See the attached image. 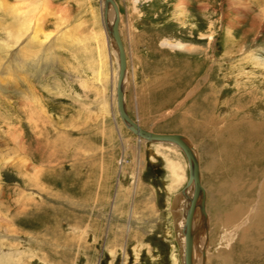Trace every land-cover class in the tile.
I'll return each mask as SVG.
<instances>
[{
  "label": "rangeland",
  "instance_id": "obj_1",
  "mask_svg": "<svg viewBox=\"0 0 264 264\" xmlns=\"http://www.w3.org/2000/svg\"><path fill=\"white\" fill-rule=\"evenodd\" d=\"M115 1L127 52V113L148 130L183 134L198 154L208 216L206 264L262 263L241 252L239 239L253 237L251 227L264 213L258 200L264 175L256 173L264 170V159L257 160L264 153L255 136L264 121V0ZM32 5L36 16L23 18L35 25L22 43L32 66L28 83L0 82V264H182L177 219L187 162L176 146L140 140L118 116L117 55L107 37L98 38L102 0ZM26 6L29 0H0L2 44ZM65 27L74 33L61 36ZM53 34L50 48L63 41L65 49L46 77L34 47L46 52L45 39ZM27 85L35 88L33 101L15 93H28ZM31 113L36 116L29 123ZM211 121L216 132L204 129ZM229 124L242 147L236 157L242 183L235 187L222 184L226 175L213 176L208 150L217 149L215 139L224 138ZM15 130L24 133L22 144ZM215 154L216 163H225ZM216 208L231 217L217 220Z\"/></svg>",
  "mask_w": 264,
  "mask_h": 264
},
{
  "label": "bare ground",
  "instance_id": "obj_2",
  "mask_svg": "<svg viewBox=\"0 0 264 264\" xmlns=\"http://www.w3.org/2000/svg\"><path fill=\"white\" fill-rule=\"evenodd\" d=\"M113 1L115 2L116 6H117V9H118V13H119L118 5H117V3H116L115 0H113ZM32 2H33V0H29L30 6H26V7H28V9H26V7H24L22 13L19 10V12L15 14V16H17L18 20L20 21V25H17V27L14 30H12L13 31L12 33L9 32V31H7V30H6V32L3 33L6 36V38H7L6 39L7 40L6 41L7 43L2 44L1 41H0V65L1 66L2 65H6L7 66V69L6 70H3V71L1 70L0 71L1 72L0 82L1 83H4V85H6L9 80H12L15 85H17L18 82L28 83L27 79H24V77H25V74L28 73V69L31 68L32 66L26 60V58L28 57V52H27L26 45H24V44L22 45V43H24L25 40L27 39L26 32L27 31L33 32L32 29L35 27V25H34L33 21H31V20L30 21H24L23 18L25 16H28V14H31L32 16L34 15V13H35V7L36 6L32 5ZM102 3H103V5H102L101 15H100L101 30H100V33L98 35V38L99 39H102L104 37V41H105V37H107L108 40H109L108 42L111 43V47L113 49L114 55H117V58H115L117 60V63H118L117 64L118 65V67H117V76L114 73V78H113L114 79V85H113V87L115 89L114 92H113V99L115 101L116 108H117L116 87H117L118 74H119V58H118V46H117V44H116V42H115V40L113 38V34H112V23H113V19H114V8H113V5L111 3H109L108 6L105 8L104 0H102ZM12 12H13V10H12ZM35 14H37V13H35ZM34 16H36V15H34ZM24 19H26V18H24ZM39 24H40V22H39ZM119 25H120V13H119L118 31H119V36H120L121 43H122V46H123V49H124L125 60H126V69H125L124 78H123V81H122V84H121V86L123 88V100H124V103H125L124 84H125V80H126V77H127V58H126V55H127L126 53L127 52H126V48H125V46L123 44V38H122L121 33H120ZM40 26H41V24L39 25V28H40ZM1 29H2V27H1ZM40 30L41 29H39L37 31H40ZM1 34H2V32H1ZM32 37H33V39L35 38L34 36H31L30 38H32ZM35 42H36V40H35ZM62 43H63V41H62ZM79 44H81V43H79ZM174 45L177 46V47H179V48H182L184 46L181 43H176ZM38 47H39V45H38ZM100 47H101V49H99V50H101V54H104L105 55L104 48H103V44L102 43L100 44ZM101 68H104L105 69V63L103 65H101ZM11 73H13V77H12ZM14 73L17 74V77L15 79H14ZM13 82H12V84H13ZM9 84H11V83H9ZM29 86H32V85H29ZM27 87H28V85H27ZM17 89H18V86H17ZM34 89H33V87H28V91H29L28 93L27 92H23V91H16L15 93H17L16 94L17 96H20L21 95L22 96L21 98H24V97H27V98L35 97L34 96L35 94H33L34 93L33 92ZM44 89H46V88H44ZM15 90H16V88H15ZM20 92L23 95L22 94L18 95ZM30 99L32 100V98H30ZM35 100H36V98H35ZM37 101H38V99H37ZM125 109H126V105H125ZM29 110L31 111L32 108H30ZM117 112H118V109H117ZM126 112H127V110H126ZM29 115H30L29 116V123H30V121L32 122L34 120L33 119V115H35V114L34 113H31ZM118 116L120 117L119 112H118ZM129 117H130V115H129ZM19 119H21V118H19ZM120 119H121V117H120ZM121 121L123 122V124L125 125V127L132 134H134V132L131 129L132 127L130 126V124L127 123L125 120H122L121 119ZM17 122H18V125H20V123H19L20 120H18ZM215 123L216 122L211 121V123L209 124L210 126L204 128V129H208L209 128V129H212V130H214L216 132L218 130V128L215 127L216 126ZM137 124H139V123H137ZM238 125H241V124L239 123ZM32 126H34V125H32ZM231 126H232V124H229L228 126H226V130L224 131V138L222 136H219V137H217L215 139V142L218 144L217 149H215V151L212 152L211 148L208 147V150H209L210 158L213 157L212 158L213 159L212 168H211L212 169L211 171H212L213 176L215 177V176H222V175L224 176V175H226L225 178H224L225 180H222V184L227 185V186H230V187L231 186L232 187H235L239 182L242 183V179L238 176L239 175V172H242V171H240L242 169V165H241V163H239L237 161L239 151L242 149V147H240V145L236 142L237 136L235 134L233 135L231 133V131H230ZM20 128H22L21 125H20ZM34 129H35V127H34ZM144 129H146V128H144ZM263 129H264V121L260 120L259 121V124L257 125V131L255 133V136H258V140H259V146L257 145L258 146L257 147L258 153L259 152L264 153V141H263L264 133H263ZM248 130L250 131V129H248ZM149 131H151V130H149ZM14 132H16V130L13 131V133ZM152 132H154V131H152ZM157 133H159V132H157ZM18 134H19V137H18ZM177 134H180V133H177ZM23 135H24L23 132H21V133L16 132V134H14V139H16L18 137V141L22 144ZM181 135L187 141V143L190 145V147L192 149V152H193L194 156L196 157V159L198 161L199 181H200L201 188L203 189V192H204V200H202L203 202L200 201V200H198V203L196 205V208H195L194 213H193V218H192V232H193L192 264H206V245H207V242H208V233H207V229H208L207 219H208V216H207V211H206V194H205V189H204V187L202 186V183H201L200 163H199V159H198V154H197V152H195V148L191 145V143L189 142V139L186 136H184L183 134H181ZM216 135L218 136L219 133H217ZM138 138H140V140H142V139L145 140L144 138H141V137H138ZM154 142H156V143H167V144H171V145L176 146L177 148H179L177 144H174V143H171V142H161V141H154ZM225 142L237 144V145H239V147L236 148V146H233L231 149L230 148L227 149L225 147V145H224ZM135 149H136V154H137V157H136V174L138 175L139 172H140L141 165H142V158H141V156L139 154L138 146H136ZM180 151L183 153V151L181 149H180ZM215 152H216L215 156H217V155L220 156V158L223 161L226 160L227 163H226V161L223 164L222 163H216L215 160H214V153ZM261 153H259V154H261ZM183 155H184V153H183ZM184 157H185V155H184ZM261 159H264V156L263 157L261 156L260 159L258 157L257 158L258 162L261 161ZM185 160H186V158H185ZM186 162H187V160H186ZM225 164H226L227 167L224 166ZM187 166H188V163H187ZM220 167H222V168H220ZM224 168L227 169V171L224 170ZM256 173L258 175H264V170L261 171V172H256ZM256 177L254 176V178H256ZM137 178H138V176H137ZM187 179H188V177H187ZM227 180H228V182H227ZM192 190H193V182H191V184H189L188 186H186V183H185V185L181 189L180 195H179L181 197L180 198L181 200L179 199L180 201L178 203L179 204V207H178L179 210H178V212L180 211V217L177 219V224H178V239H179V242H180V245H181L182 264H184V232H183L184 215H185V212H186V210L188 208V205H189V199H190V196L192 195ZM218 191H219V188H218V190L216 192H214V193L212 192V194H213L212 198L214 197V195H216L218 193ZM233 191H234V189H233ZM239 191H240V189H239ZM232 198L233 197H231V200H232ZM258 200H259L260 207L261 208H264V184L261 185V188L259 189ZM233 201H234V199H233ZM241 201H242V199H241ZM243 201H245V200H243ZM213 204H214V202H213ZM246 204H248V201H247ZM213 214L216 216L217 220H220L219 217H221L223 219H227V220L231 217V214H221L220 210H218V209H217V211L214 210ZM256 218H257L256 219V222L251 227L252 233L254 234L253 237L248 238V237H245V235L241 236V238L239 239V241L241 243V248L240 249H242L241 252L243 254H248L249 256L251 255L254 258L257 257V256H260L261 258H263L262 263H260V264H264V213L258 214V216ZM199 220H200V223H199ZM247 229H246V231H247ZM202 233H204V235L202 237H199V235H201ZM252 247H253L254 250H251ZM196 250L197 251H200V253H199L201 255V258H200L201 259V262L200 263H199V260L200 259H198L199 257L195 258ZM245 250H249V251L246 252Z\"/></svg>",
  "mask_w": 264,
  "mask_h": 264
},
{
  "label": "water",
  "instance_id": "obj_3",
  "mask_svg": "<svg viewBox=\"0 0 264 264\" xmlns=\"http://www.w3.org/2000/svg\"><path fill=\"white\" fill-rule=\"evenodd\" d=\"M105 8L109 3L113 5L114 8V19L112 23V34L113 38L118 46V58H119V74L116 87V99H117V109L122 120H125L132 127V131L138 137L144 138L148 141H161V142H171L177 144L178 147L183 151L185 158L188 163V179L186 186L193 182L192 195L189 199V205L184 215V264H192V244H193V232H192V218L193 213L198 203V200H204V192L201 188L199 181V167L198 161L194 156L190 145L183 138L181 134L177 133H157L152 132L147 129L142 128L139 124L133 121L126 112L125 103L123 100V88L121 86L124 73L126 69L125 53L121 43V39L118 31L119 24V13L117 6L113 0H104ZM203 202V201H202Z\"/></svg>",
  "mask_w": 264,
  "mask_h": 264
},
{
  "label": "crops",
  "instance_id": "obj_4",
  "mask_svg": "<svg viewBox=\"0 0 264 264\" xmlns=\"http://www.w3.org/2000/svg\"><path fill=\"white\" fill-rule=\"evenodd\" d=\"M51 11H49V13H50ZM47 14H49L48 13V11L46 12ZM47 16V15H46ZM47 20V17H45V20L44 21H46ZM44 28H45V25H44ZM66 28V27H65ZM65 30H67V32H63V31H65ZM65 30H62L61 32L63 33L61 36H69L70 34H67V33H74L73 31H72V29H70V28H66ZM66 33V34H65ZM55 34V33H54ZM54 34H53V36H50L48 39H45L46 41L47 40H49V42L48 43H46V45H47V51L45 52V50L42 48V47H38V45L37 46H35L34 47V50H35V54H34V59L36 60H38L39 61V59H41L42 60V62H39L38 64H37V66H38V68L41 70V72H43L44 73V75L46 74V77H47V74L50 72V73H52L51 72V70H53V65H55V67H56V69H57V63H61L62 61H60V60H62L63 59V54H60V52H63V49H65V47H64V45H63V43H60V45L57 47V48H50V45L52 44V41L54 40V38H55V36H54ZM51 39V40H50ZM69 41V42H68ZM71 42H73L72 41V39L71 38H68V40L66 41V44H68L69 43V46H70V43ZM74 43V42H73ZM43 50V51H42ZM59 52H58V51ZM57 54H58V57H59V59L57 58ZM4 62V61H3ZM2 66H4V69L6 70L7 69V67H6V65H2ZM6 67V68H5ZM45 67V68H44ZM48 68H50V70L48 71ZM17 77V74L15 73V78ZM16 86V85H15Z\"/></svg>",
  "mask_w": 264,
  "mask_h": 264
}]
</instances>
